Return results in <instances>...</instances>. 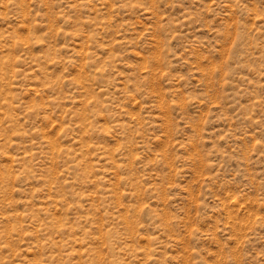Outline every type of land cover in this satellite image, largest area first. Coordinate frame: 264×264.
Instances as JSON below:
<instances>
[{"label":"rangeland","instance_id":"rangeland-1","mask_svg":"<svg viewBox=\"0 0 264 264\" xmlns=\"http://www.w3.org/2000/svg\"><path fill=\"white\" fill-rule=\"evenodd\" d=\"M0 264H264V0H0Z\"/></svg>","mask_w":264,"mask_h":264}]
</instances>
